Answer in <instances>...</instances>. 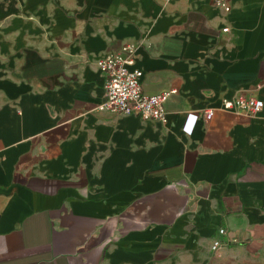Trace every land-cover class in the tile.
<instances>
[{
    "label": "crops",
    "instance_id": "crops-1",
    "mask_svg": "<svg viewBox=\"0 0 264 264\" xmlns=\"http://www.w3.org/2000/svg\"><path fill=\"white\" fill-rule=\"evenodd\" d=\"M216 1L0 0V264H264V0ZM126 44L167 122L99 110Z\"/></svg>",
    "mask_w": 264,
    "mask_h": 264
},
{
    "label": "built area",
    "instance_id": "built-area-1",
    "mask_svg": "<svg viewBox=\"0 0 264 264\" xmlns=\"http://www.w3.org/2000/svg\"><path fill=\"white\" fill-rule=\"evenodd\" d=\"M216 4L224 11H229L230 6L224 0H217ZM227 27L223 31H227ZM134 44L124 45L119 52L107 54L98 60V68L107 75L104 85V100L99 104V110L117 114H136L142 119H156L167 122V113L164 102L175 90H168L155 95L144 94L141 87L142 72L139 69H131ZM263 107L261 99L254 95H238L230 100L222 101L224 110L248 116L256 115ZM207 120L212 117L211 110H205L202 114ZM191 116V115H190ZM192 120L197 116H191ZM218 233H226L224 228H219ZM222 246L220 239H214L211 244L213 252L218 253Z\"/></svg>",
    "mask_w": 264,
    "mask_h": 264
}]
</instances>
